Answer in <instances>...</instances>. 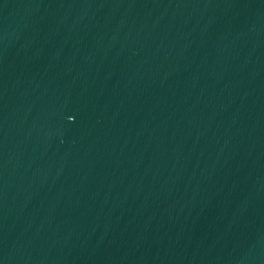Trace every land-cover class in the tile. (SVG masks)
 <instances>
[{
	"label": "water",
	"instance_id": "1",
	"mask_svg": "<svg viewBox=\"0 0 264 264\" xmlns=\"http://www.w3.org/2000/svg\"><path fill=\"white\" fill-rule=\"evenodd\" d=\"M0 264H264V0H0Z\"/></svg>",
	"mask_w": 264,
	"mask_h": 264
}]
</instances>
